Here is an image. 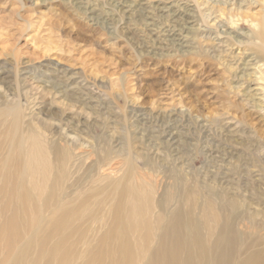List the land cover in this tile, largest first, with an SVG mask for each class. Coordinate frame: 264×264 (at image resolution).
I'll use <instances>...</instances> for the list:
<instances>
[{"label":"rangeland","instance_id":"1","mask_svg":"<svg viewBox=\"0 0 264 264\" xmlns=\"http://www.w3.org/2000/svg\"><path fill=\"white\" fill-rule=\"evenodd\" d=\"M13 107L23 158L12 152ZM32 136L43 157L27 155ZM45 171H63L55 200ZM129 171L154 204L188 197L182 209L204 242L231 220L241 247L264 246V0H0L3 216L19 210L11 193L23 179L49 201L30 225L31 235L47 236L60 195V205L83 203ZM95 202L72 223L82 233L63 258L28 251L29 233L4 239L0 217V264H119L122 255L100 240L111 206L88 218Z\"/></svg>","mask_w":264,"mask_h":264},{"label":"bare ground","instance_id":"2","mask_svg":"<svg viewBox=\"0 0 264 264\" xmlns=\"http://www.w3.org/2000/svg\"><path fill=\"white\" fill-rule=\"evenodd\" d=\"M9 116L13 120V127L10 132L11 145L14 148L12 152H16L20 158H23L25 157V147L21 138V113L18 108L13 107V110L9 111ZM32 139L34 143L30 150L28 149L27 155H33L34 158H37L40 153L43 157L46 153L44 154L43 150L39 149L36 137L32 136ZM12 152L11 155L13 156ZM7 172L10 174L9 171ZM62 172L56 176L51 173L53 182L48 187V200L50 201L55 200L56 188L59 187L61 176L62 180L64 179ZM132 173L133 171H129L126 177L114 185L96 186L92 193L87 194V196L96 197L93 207H97L98 210L97 213L92 214L90 210L88 218L99 215L101 209L107 204L111 206L107 215L110 217V224L107 232L101 236L100 240L105 242L106 247H111L116 250L115 253L122 255L123 259L119 264H138L147 253H150L151 258H148L145 264H264V246L260 249H253L251 245L246 246L247 243L246 247H241L239 243L241 237L235 233L233 221L229 220L221 224L214 239L208 237L211 232L209 228L207 241L204 242L199 227L191 221L190 214L185 213L182 209L181 203L187 202L188 197L185 200L181 197V192H179L178 198L168 194L163 201L161 198L159 203L154 204L152 190L142 189L141 185H130ZM51 174L49 171L48 173L45 171L43 185ZM21 181L23 188H16L19 193L15 194L13 190L11 193V197L19 203V210L17 207L13 209L12 202L11 204L7 202V207L8 205L12 207L11 217L3 216L5 210L0 212V217L3 219L1 228L3 238L11 239L15 236L14 233L21 237L24 233H29V243L25 247L28 251L32 249L48 250L53 253H60L61 258H63L68 250L77 246L76 243H69L68 240L75 231L79 232L80 235L82 232L79 227L70 228L80 216L81 211L85 209V204L91 197H87L83 203L82 199L75 200L73 198L60 205L65 200V196H58L59 202L56 211H54V217L50 214L52 220H47L51 223L49 235L35 236L36 234L31 235L30 225L32 223L39 224V220L41 222L39 217L42 213L41 208L44 206L43 214H46L49 201L46 200L44 203L40 202L41 200L38 201V197L30 195L24 187L25 180L22 179ZM36 198L37 207L34 205ZM72 202L75 204L71 205ZM211 206V204L206 206L210 208L206 215L213 212ZM213 221L214 223L220 221L218 215H213ZM16 224H20L19 230L16 228ZM52 239L55 242L50 243ZM87 247L88 245L82 246L83 249Z\"/></svg>","mask_w":264,"mask_h":264}]
</instances>
